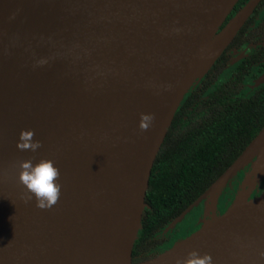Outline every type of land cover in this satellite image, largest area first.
Segmentation results:
<instances>
[{"label": "water", "instance_id": "1", "mask_svg": "<svg viewBox=\"0 0 264 264\" xmlns=\"http://www.w3.org/2000/svg\"><path fill=\"white\" fill-rule=\"evenodd\" d=\"M54 1L73 15L49 11L51 0H0V187L19 176V160L42 157L56 160L62 184L50 209L33 197L19 235L0 218V264H175L193 249L210 252L214 264H264V190L254 193L264 178V127L169 228L253 164L223 213L152 258L133 256L152 169L177 110L260 0L224 27L239 0ZM60 48L71 56L54 61ZM22 53L23 75L11 76ZM141 113L155 114L145 132ZM26 128L42 141L36 152L17 147Z\"/></svg>", "mask_w": 264, "mask_h": 264}, {"label": "trees", "instance_id": "2", "mask_svg": "<svg viewBox=\"0 0 264 264\" xmlns=\"http://www.w3.org/2000/svg\"><path fill=\"white\" fill-rule=\"evenodd\" d=\"M247 1H238L224 26ZM243 80L241 77L238 84ZM234 86L230 83L228 88H218L208 100L203 97L205 90L184 97L152 169L146 196L148 207L133 250L135 262L162 253L178 240L181 225L169 228L170 225L214 184L263 129L264 85L247 98L235 97L242 88ZM242 172L225 187L224 211L236 196ZM190 227L187 234L199 225Z\"/></svg>", "mask_w": 264, "mask_h": 264}, {"label": "flooded vegetation", "instance_id": "3", "mask_svg": "<svg viewBox=\"0 0 264 264\" xmlns=\"http://www.w3.org/2000/svg\"><path fill=\"white\" fill-rule=\"evenodd\" d=\"M249 1L250 0H248L244 6L247 5ZM241 30L243 31L241 32V36H239V32ZM236 37L237 39L235 43H233ZM243 63H245L247 66H242ZM263 75L264 0H260L253 9V12L237 31L231 43H229L224 52L217 59L215 65L209 69L207 74H205L201 79L197 80L191 86L186 95L192 96L197 92H202L205 90L203 97L205 100H208L211 97L210 94L216 91L218 88L222 86L228 88L230 83H234V88H242V90H240L237 95H235V97L237 96L247 98L253 95L256 90L260 89V87L264 85V83L257 85V81ZM241 77H244V80L242 83L238 84L241 80ZM225 192L226 189H224L222 194L224 195ZM223 195L221 196L217 205L218 213L224 212L223 206L227 199H222ZM197 225H199L198 228L201 227V224L198 223Z\"/></svg>", "mask_w": 264, "mask_h": 264}, {"label": "clouds", "instance_id": "4", "mask_svg": "<svg viewBox=\"0 0 264 264\" xmlns=\"http://www.w3.org/2000/svg\"><path fill=\"white\" fill-rule=\"evenodd\" d=\"M154 120V113H141L140 131H147L153 126ZM35 135V129H22L17 141L18 149L32 152L40 149L42 141L36 139ZM17 167L19 168L18 182L30 194L29 201L35 198L36 207L50 209L59 202L62 194L61 171L54 158L42 157L35 163L32 158L22 159L17 162ZM175 264H214V259L210 252L201 254L198 249H193L188 252L186 258H176Z\"/></svg>", "mask_w": 264, "mask_h": 264}, {"label": "bare ground", "instance_id": "5", "mask_svg": "<svg viewBox=\"0 0 264 264\" xmlns=\"http://www.w3.org/2000/svg\"><path fill=\"white\" fill-rule=\"evenodd\" d=\"M105 0H90L88 3L90 4H96L98 2H103ZM80 6H83V3H79ZM60 9L59 17H65L66 15L72 16L74 9L65 5V4H57L54 0H51V7L48 8L49 11H55L54 9ZM58 10L55 11V13ZM42 13V11H40ZM31 28H38V26L34 23H31ZM60 52L63 53L62 55L58 56L54 61L61 62L62 60H65L67 58V55L69 53V48L66 50V48H60ZM25 54H21V57L19 61L25 57ZM68 56H71L70 54ZM31 62V59L30 61ZM23 61H20L19 66H15V72L11 73V76H13L15 73L18 75H23L22 70L25 69V67H21L25 64H23ZM20 68V69H19ZM19 69V70H18ZM18 70V71H17ZM9 130H11L10 126ZM13 135H10L7 139V141L12 144L15 141V137ZM13 136V137H12ZM17 136V135H16ZM256 171V170H255ZM28 194L26 189L23 188L22 185L18 182V177L12 179V183L7 187H0V218L1 223L3 226H6L12 230H14V234L19 235L20 231L23 228H27L28 220L26 219V214L29 211H33L35 208L33 200H28ZM36 203V202H35ZM1 228V225H0Z\"/></svg>", "mask_w": 264, "mask_h": 264}, {"label": "rangeland", "instance_id": "6", "mask_svg": "<svg viewBox=\"0 0 264 264\" xmlns=\"http://www.w3.org/2000/svg\"><path fill=\"white\" fill-rule=\"evenodd\" d=\"M257 85H258V83H257ZM252 173H253V164L248 166V167H246L243 170L242 176H241L240 180L238 181L239 185L237 186L236 193H238V191L242 190L244 182L246 181L248 176L252 175ZM262 187H264V178L262 179L261 184L257 186L256 191L254 193L264 190V188H262ZM222 193L219 196H216L217 194H213V195L209 196L208 198H206L205 200H203L197 207H195L194 209H192L188 213V214H191V215L187 214L181 221H179L176 224V225H181L180 228H179L178 240L182 239L183 237H185L183 235H185L188 232H190V230H191L190 225L191 226L192 225H197L198 223L202 225V223L205 221V219L206 220L210 219V215H212L213 213L220 214V213H218V208H216L215 212H213L208 207L212 206L216 202V200H217V203H215L214 205H216V204L218 205V202H219L221 196L223 195ZM176 225L174 227H172V228H176ZM178 240H176V241H178Z\"/></svg>", "mask_w": 264, "mask_h": 264}]
</instances>
